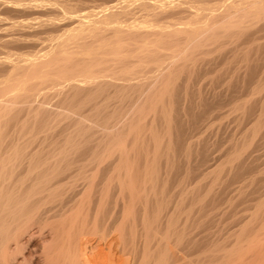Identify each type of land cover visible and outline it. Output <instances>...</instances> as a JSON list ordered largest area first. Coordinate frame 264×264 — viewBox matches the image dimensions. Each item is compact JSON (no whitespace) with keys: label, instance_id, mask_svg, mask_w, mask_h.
<instances>
[{"label":"bare ground","instance_id":"1","mask_svg":"<svg viewBox=\"0 0 264 264\" xmlns=\"http://www.w3.org/2000/svg\"><path fill=\"white\" fill-rule=\"evenodd\" d=\"M225 97L255 123L202 193L168 195ZM263 125L264 0H0V264L36 226L40 264H264V198L214 205Z\"/></svg>","mask_w":264,"mask_h":264},{"label":"rangeland","instance_id":"2","mask_svg":"<svg viewBox=\"0 0 264 264\" xmlns=\"http://www.w3.org/2000/svg\"><path fill=\"white\" fill-rule=\"evenodd\" d=\"M226 97H225V100H223L224 98H222L223 103H225L224 108L222 107L223 109L220 108L221 110L219 112L214 111L211 115L209 114L210 115L209 118H208V114L206 115V117L204 116V118L206 120L211 121L212 124H213L207 130H206V126H207L209 121H207L206 123L204 122L205 124H203L202 128H201V124L203 123L202 121H204V118L202 117L203 119H200V116L197 117L195 114H194V116H196V117L192 116V117H194V120L197 119V122L199 121V123H201L200 125L198 124L200 126V127L198 126L200 131L197 128L194 129L195 131H193V133H196V135H197V136L194 135V138H195V136L199 137V138L202 137V138H204L206 140L207 143L209 142L208 145L211 148L210 149L211 156H209L206 160H200V158H198L196 154L191 155V157H190L191 159L189 158V160H190L189 164L191 165L190 167L193 166L191 169H193V171H195V172H193L191 170L188 173V175H186V176L183 175V174H185L184 173L185 172V170H184L185 162L181 159L182 163L180 162V163L175 164L176 168L174 167V170H172V171L174 173H176L175 174V178L176 179H174V182H171L172 185L170 183V185H169L170 188L169 189H172V190L169 191L168 195L169 194L171 195L172 194L171 192H174V191L177 192V190H179L182 187H186V189H188L190 187L192 188L193 186L196 187V188L200 187L198 191L202 193L205 190V188H206L205 185H207L211 181H213L212 178H213L214 175H206V172L209 170V166L214 164V167H215V166L221 164L224 161V159L226 158V155H227L228 151L231 150V146L235 143V141H237L240 138H242L243 134L245 135L246 132L248 131V129H250V127L255 123V121H256V119L258 117V113H259L258 110L253 109V110L247 111L248 114L245 113L246 115L244 117H242V115L238 111H234V112L228 111L227 112L228 106L226 105V103H227L229 97H228V99H226ZM224 113H226V114H224ZM220 114H224V115L220 116ZM190 118H191V116H190ZM209 125H210V123H209ZM204 126H205V128H204ZM186 127L187 126L185 125L183 130ZM176 128L179 129L180 126H176ZM263 130H264V127H263ZM178 132L183 133L181 128L179 129ZM200 134H202L205 137H203V136L200 137ZM247 151L250 153L249 154L247 152L250 155L249 160L252 159L251 157L256 156V158H254V159H255V165L257 166V168L255 166H252L251 168L254 171H251L250 168H247V169L242 170V171L239 170L238 173H240V175L237 174L234 177H232V181L230 180V184L226 188L222 189L223 192H225V196H224L225 199L223 200V198H222L223 194H224L222 192L221 195L217 198L216 202H214V205H216V204L218 205L219 204L218 206H227V208L230 206L228 208V210L230 212H236V210L237 211L241 210L244 206H255L261 199L264 198V173L262 171L260 172V170H264V168H263L264 167V141H263V143H262V145L260 147H254V144H252L248 148ZM194 159H196L197 161H194ZM176 161L178 162L180 160H176ZM178 165L180 166L179 168H177ZM138 167H140V166L138 165ZM178 169H179V171L176 172ZM255 170H258L259 173L257 171H255ZM163 171H165V170H163ZM163 171L162 170L160 171V177L161 178L162 177L164 178V176L166 177L167 173H169V172H167V173L164 172V174H162L161 172H163ZM197 171H198V173H197ZM174 173H170L169 174L171 179H173L172 177L174 176ZM178 173H179V175H178ZM253 173H254V175H253ZM253 176L256 177L253 180L254 182H249L250 180H252V179L249 180V178H252ZM257 177L259 178L258 181H257ZM180 178H181L182 182L178 183L177 180H179ZM226 179H229V176L227 175L226 172H223L221 174V179L218 182H220L221 180H226ZM247 179H248V181H247ZM245 182H247L248 185ZM251 183H252V185H251ZM244 184L246 185V188H243ZM218 187H219V183H218ZM238 188H240V189H238ZM251 188H252V190H251ZM219 189H221V188H216V191L219 190ZM66 190L64 192H66ZM248 190H249V193H248ZM67 194L69 195V193H67ZM70 195H71V193H70ZM83 195L86 196L87 194L83 193ZM109 196L113 197L112 192H111V195H109ZM109 196H105V198H106L105 202H107V200L112 202L111 198L110 199L108 198ZM64 197L66 198V195H64ZM78 197L82 198L81 195H79ZM78 197H77V199H79ZM125 197L126 196H124V199H125ZM105 198H103V200H105ZM176 198L177 197L173 195L171 197L172 201L169 202L166 206H174V202L173 201H175ZM66 199H68V198H66ZM70 199L66 200V201H68V206L71 205V200ZM103 200H102V203H103ZM114 200L115 201L117 200L115 198V195L113 197V204H114ZM226 200L227 201L229 200V202H227ZM117 201H120V200L118 199ZM117 201L115 202V205H117L116 204ZM126 201L129 202L128 199ZM189 204L192 205L190 203V200L188 199V201L185 202V206H190ZM104 205L107 206V203H105ZM108 205H110V203H108ZM118 205H119V203H118ZM110 206H113V205H110ZM36 227H32L31 232L32 231L33 232L38 231L40 233V231L38 230L39 228L37 227L38 228L37 229ZM43 231H45V230L42 229L40 234L38 233V234H35V235H24V238H26L27 242L24 239V241L21 244V246L11 250L12 255H16V257H18L19 260L21 259L20 262L15 263V264H40L41 263V260L43 259V253H42L43 252L42 251L43 250V246L47 245V243H49V242L45 243L46 241H44V240H47V239L49 240V237L45 236V234L48 235L47 230H46L45 234H44ZM35 233H37V232H35ZM28 234H30V233H28ZM27 236H30V237L33 236V237H31V240H30V239H27ZM43 237L44 238L48 237V238L44 239ZM42 243L44 245H42V247H41Z\"/></svg>","mask_w":264,"mask_h":264}]
</instances>
